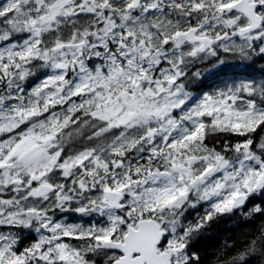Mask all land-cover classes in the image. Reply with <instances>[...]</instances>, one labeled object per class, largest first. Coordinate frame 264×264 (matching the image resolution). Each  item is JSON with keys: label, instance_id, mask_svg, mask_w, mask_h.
<instances>
[{"label": "snow or ice", "instance_id": "obj_1", "mask_svg": "<svg viewBox=\"0 0 264 264\" xmlns=\"http://www.w3.org/2000/svg\"><path fill=\"white\" fill-rule=\"evenodd\" d=\"M0 264H264V0H0Z\"/></svg>", "mask_w": 264, "mask_h": 264}]
</instances>
